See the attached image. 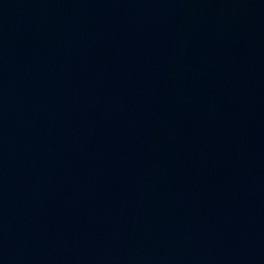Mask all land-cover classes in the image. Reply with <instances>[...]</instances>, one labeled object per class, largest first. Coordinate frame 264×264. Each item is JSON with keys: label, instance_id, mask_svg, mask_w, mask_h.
Returning a JSON list of instances; mask_svg holds the SVG:
<instances>
[{"label": "water", "instance_id": "1", "mask_svg": "<svg viewBox=\"0 0 264 264\" xmlns=\"http://www.w3.org/2000/svg\"><path fill=\"white\" fill-rule=\"evenodd\" d=\"M0 264H264V0H0Z\"/></svg>", "mask_w": 264, "mask_h": 264}]
</instances>
